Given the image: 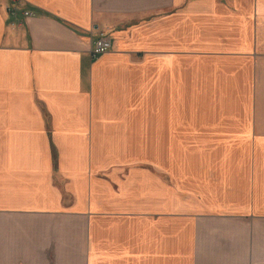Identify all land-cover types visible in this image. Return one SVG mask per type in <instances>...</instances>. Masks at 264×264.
Returning <instances> with one entry per match:
<instances>
[{
    "label": "crops",
    "instance_id": "0c3cea01",
    "mask_svg": "<svg viewBox=\"0 0 264 264\" xmlns=\"http://www.w3.org/2000/svg\"><path fill=\"white\" fill-rule=\"evenodd\" d=\"M12 4L0 264H264V0Z\"/></svg>",
    "mask_w": 264,
    "mask_h": 264
},
{
    "label": "built area",
    "instance_id": "2783aa9c",
    "mask_svg": "<svg viewBox=\"0 0 264 264\" xmlns=\"http://www.w3.org/2000/svg\"><path fill=\"white\" fill-rule=\"evenodd\" d=\"M13 4L10 6L9 11L13 15H18L20 12L24 16H32L34 15L32 11L28 9H23L21 7V3L23 0H12ZM97 26H94L92 29V34L94 35L95 30H97ZM112 47V39L111 37L104 33L101 32L99 35L97 34V39L94 41V46L92 48V54L93 56H98L106 51H108Z\"/></svg>",
    "mask_w": 264,
    "mask_h": 264
},
{
    "label": "rangeland",
    "instance_id": "374dc122",
    "mask_svg": "<svg viewBox=\"0 0 264 264\" xmlns=\"http://www.w3.org/2000/svg\"><path fill=\"white\" fill-rule=\"evenodd\" d=\"M150 167H151V163H150ZM151 168H152V167H151ZM153 172L155 173L156 170L153 169ZM164 178H165V182H166V183H168V184L173 183V182H172V178H171V176H170L168 173H165ZM171 186H172V184H171Z\"/></svg>",
    "mask_w": 264,
    "mask_h": 264
}]
</instances>
